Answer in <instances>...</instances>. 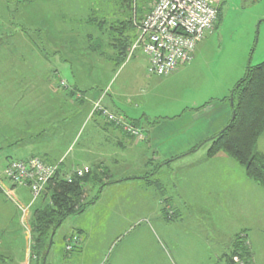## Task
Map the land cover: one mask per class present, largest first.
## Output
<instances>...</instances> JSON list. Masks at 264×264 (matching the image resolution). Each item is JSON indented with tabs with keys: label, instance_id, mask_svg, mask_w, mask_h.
Segmentation results:
<instances>
[{
	"label": "rangeland",
	"instance_id": "rangeland-1",
	"mask_svg": "<svg viewBox=\"0 0 264 264\" xmlns=\"http://www.w3.org/2000/svg\"><path fill=\"white\" fill-rule=\"evenodd\" d=\"M155 1L0 0V130L16 128L17 117L28 114L25 116L27 119L24 118L29 128L25 130L27 136L32 134V130L38 135L39 129L44 127V131L51 130L53 136L52 127L55 131L59 126L60 133L65 128L64 134L68 137L86 117L91 103L89 96L97 99L100 94L117 93L121 89L126 73L121 65L132 52V59H138L137 53L143 50L136 43L135 28L136 37L127 49L128 55L119 60L120 22L134 14V19H141ZM213 1L220 7V19L216 27L206 34L201 48L191 61L180 65L167 76L151 75L150 80L144 77L137 79V83L130 86L131 89L121 91L124 95H134L141 88L142 91L151 90L155 96L149 92L154 100L147 101L148 109H139L132 114L142 120H145V116L151 122L156 120L154 125L163 131L170 125L164 116L175 120L180 118L176 124L171 122L173 126L170 128L181 138L190 137L200 127L201 123L192 122L191 114H187L193 102L201 109L206 102L227 98L236 82L244 76L246 66L264 61V0ZM131 33L123 30L127 38ZM126 78L125 81L129 82ZM97 103L109 114L94 108ZM225 104L230 106V97ZM90 108L89 117L70 147L74 148L71 154H67L71 141L49 140L47 138L51 133L26 139L25 148H49L53 154L64 153V157L67 155L63 157L65 162L72 163V156L86 144L92 132L93 122L90 118L95 115L122 132L129 146L132 142L140 143L145 139L144 128L136 119L116 116L104 108L100 100ZM57 117L59 124H50ZM115 119L135 128L137 134L133 135L117 124ZM201 146L206 156L210 157L207 154L210 141ZM5 148L7 150L6 140L0 137V153ZM126 149L127 156H120L117 164L112 163L114 161L110 155L105 161L91 154L90 157L84 155L94 162L86 164L88 172L96 174L100 180L85 184L82 196L85 208L67 217L51 233L47 248L49 254L47 256L46 250L42 262L34 259L30 249L33 245L30 213L41 196L28 208V223L25 221L26 215L21 217L25 219L26 227L29 224L28 233L20 228L21 231L14 238L17 254H22L24 248L28 249L26 264H169L164 252L169 253V248L163 236L164 232H169L168 206L171 202L168 195L176 197L186 179L182 172L170 169L178 163L162 170L159 158L155 165H149L147 162L153 159L142 157L135 161L133 150ZM255 151L261 154L264 161V131L257 138ZM232 161L236 169L230 170L228 179H220L227 182L222 181L219 186L213 184L210 189L212 193L209 192L214 198H224V203H211L206 207L218 215H215V222L219 228L226 226L225 229L231 234V250L236 243L243 244L251 251L250 255L253 253L256 264H264V194H260L264 193V187L246 176L243 165ZM210 165L214 169L221 166L218 162ZM150 173L154 174L149 176ZM221 173L222 169L218 172H198L202 180L205 176L213 177V174L220 177ZM244 174L250 180L252 189L240 182ZM72 236L76 240L67 250L66 244L70 238L73 239ZM193 257L197 261V255L193 254L191 259ZM236 257L243 262L250 259Z\"/></svg>",
	"mask_w": 264,
	"mask_h": 264
},
{
	"label": "crops",
	"instance_id": "crops-1",
	"mask_svg": "<svg viewBox=\"0 0 264 264\" xmlns=\"http://www.w3.org/2000/svg\"><path fill=\"white\" fill-rule=\"evenodd\" d=\"M202 41L197 44L194 54L201 48L200 45L202 44ZM128 52L129 51H127V55ZM137 54H139L138 59H132V52L131 55L128 56L130 58H126L128 60H125L121 65L126 71L125 78L128 77L126 79L130 81H125V78L123 77L124 82L117 93L111 92L104 96L100 94L97 99L95 96H89L91 103L88 105L86 117L81 124H78V126L69 133L68 137L64 134L66 131L65 128H62L63 132L60 133V130H58L59 126L55 131L52 127L53 134H55L53 136L51 130L48 129V131H44L45 127L42 130L39 129L38 135L36 131L32 130V134H28L29 136H27L25 130H29V128L28 123L24 121V118H26L25 116L28 114H25L24 117H21L22 115L17 117L18 121L15 122L16 128H6L4 131L0 130V137L6 140L7 147V150L5 148V151L0 153V182H2L5 187L9 186L7 183H4L2 178V170L9 161L13 159H26L33 155L40 156L47 163L59 162L65 170H71L78 165L81 167L84 164H93L94 162L87 157H84L85 154L89 155V157L91 154L100 161L107 160L110 155L112 161H114L112 163L117 164L119 163L118 159H120V156H127L125 151L128 149L126 148H130V151L133 150L135 153V155L133 153L136 159L135 161H138L143 157L148 160L153 159L151 162L148 161L147 164L155 165V161L159 158L161 160L160 169L162 170L178 163V165L170 169L182 172L186 181L181 187L182 190L179 191V194L176 197L168 195V200L171 202L170 206H168L170 212L168 213L169 219L167 223V231L169 232H164L163 235L169 248V253H167L166 250L164 251L167 262H169V264H176L174 260L176 259L180 264H230L227 256L231 252V234H229L228 229H225L226 226L224 229L219 228L215 222L216 214H213L212 209L207 208L206 206L211 203H224V198H214L209 192L212 193L210 190L212 189V186H219V184L222 185V181L226 183L227 180L221 181L220 179H228V177H230V170L234 171L236 167L234 161L223 152H218L213 156L207 157L206 151L203 149V146H201V144L213 137V135L219 132V130L225 127L229 122L231 115L230 106L229 104H225V101L212 100L205 104L203 108L198 109L196 107V102H193L190 107L191 109L187 114H191L190 120L192 122L201 124L200 127L190 135V137L186 136L181 138V136H177L175 130L170 128V126H173L171 122L176 124L180 118L175 120L176 118L173 119L164 116L167 121H170V125L168 126L169 130L167 128L165 131L159 126H147L151 122L148 116H145V120H142V118H138L132 113H136L139 109H148L147 101H153L154 98L152 94L154 96L155 94L151 90L149 92L152 94L145 90L142 91V88L137 94L134 92V95H124V93L121 92L122 90L126 92L129 88L131 89L130 86L135 85L137 79L144 77L145 79L150 80L149 78L151 75H149L146 70V55L143 51ZM76 91L77 90H75V92ZM82 95L85 97L84 94ZM97 100H100L101 105L116 116L119 115L134 120L136 119L140 124V127L142 126L144 128L145 139L140 143L132 142L129 146V142L126 141L127 139L122 132L116 128L114 129L110 123L104 122V119L99 115H95L93 118H90L93 122L92 132L90 133L86 144L81 147L77 154L72 156V163L65 162L66 160L63 159L64 153L53 154L49 148L45 149L43 147L42 150L25 148L26 139L31 140L35 136L36 138H39V136L43 134L51 133V136L47 138L49 140L67 139L71 141L67 147L69 149L67 154H71L74 148L71 149L70 147L80 132L82 124L89 117L91 111L90 107H92V104ZM173 115L175 116L176 114ZM8 122L10 124L11 119ZM50 124L58 125L59 117H57L56 121L50 122ZM181 135L185 134L182 133ZM203 140L204 142L201 143ZM257 144H259V141ZM125 145L127 146L125 147ZM66 157L67 155L64 158ZM215 162L220 163L221 166H216L214 169L210 164H214ZM106 164L108 165L109 163ZM149 165L147 166L148 169H150ZM220 169H222L220 177H216L213 174V177L209 176L207 178L205 176L204 180L199 178V170L218 172ZM154 173H150L149 176H152ZM183 181L184 180H182L181 184ZM240 182L248 184V189H252L250 180L248 181L245 174L241 177ZM173 185L175 186L174 183ZM225 185L227 184H224V186ZM203 191L205 192L203 193ZM10 192L20 205H25L29 200L28 189L25 187L11 186ZM260 194L264 193L261 192ZM40 199L37 201V204L38 202H41ZM26 216L27 219H24L25 221L28 220L29 214L27 213ZM216 216L218 217V215ZM24 220L21 219V211L17 205L0 191V264L27 263L29 254H27L26 250L28 249L24 248L22 254H17L18 249L14 248V238L19 234V231H21L20 228L26 229V231L28 230L27 227H29V224H27L28 226L26 227ZM25 239L27 240V235ZM193 254L194 256L197 255V261L194 257L191 259ZM249 258L250 262L248 263L256 264L253 253H251Z\"/></svg>",
	"mask_w": 264,
	"mask_h": 264
},
{
	"label": "trees",
	"instance_id": "trees-1",
	"mask_svg": "<svg viewBox=\"0 0 264 264\" xmlns=\"http://www.w3.org/2000/svg\"><path fill=\"white\" fill-rule=\"evenodd\" d=\"M29 1L27 0V2ZM128 1L130 0H122L123 3ZM215 5L217 18L214 27H216L221 13L219 5ZM135 16L134 14L120 22L122 29L121 35L118 37L120 61L127 56V49L136 37L134 22L140 18L134 19ZM126 29L133 32V34H129V38L123 35V30ZM230 96L232 105H230L229 122L222 130L208 139L210 146L207 154L213 156L220 151L225 152L237 163L243 165L248 178L264 187V161L261 154L255 151L257 138L264 131V61L255 65L248 64L244 76L236 82L229 96L219 100H228ZM156 122L154 120L148 125L152 126ZM67 173L68 170H65L59 163L56 173L49 180L41 195V202L36 203L30 213V231L33 237V245L30 249L31 255L38 262L43 260L51 233L67 217L79 213L85 208L84 199H82L85 184L100 180L97 179L96 174L91 175L88 172L81 177H73L71 182H67L64 179ZM48 254L49 252L47 256ZM236 255L245 257L243 259H249L250 251L243 244L236 243L227 256L230 264H236L233 261V257ZM244 262H250V259Z\"/></svg>",
	"mask_w": 264,
	"mask_h": 264
},
{
	"label": "built area",
	"instance_id": "built-area-1",
	"mask_svg": "<svg viewBox=\"0 0 264 264\" xmlns=\"http://www.w3.org/2000/svg\"><path fill=\"white\" fill-rule=\"evenodd\" d=\"M216 18L217 8L213 0H156L148 13L134 22L137 30L136 43L142 46L147 58V73L164 77L180 65L191 61L197 44L211 32ZM94 108H100L99 104H95ZM102 112L109 114L106 110ZM115 120L133 135L137 134L135 128L128 124L123 125L124 122H120L119 119ZM58 167L59 162L47 163L36 155L26 159H13L2 170L4 183L9 186L5 187L0 182V191L17 205L21 217H24L28 208L42 195ZM88 170L87 165L72 169L64 179L71 182L73 177H81ZM11 186L28 189L27 205H20L17 202L10 192ZM72 238L66 244L67 250L71 249V244L76 240L75 237ZM233 261L236 264H250L238 260L236 256L233 257Z\"/></svg>",
	"mask_w": 264,
	"mask_h": 264
},
{
	"label": "water",
	"instance_id": "water-1",
	"mask_svg": "<svg viewBox=\"0 0 264 264\" xmlns=\"http://www.w3.org/2000/svg\"><path fill=\"white\" fill-rule=\"evenodd\" d=\"M230 105H232V97L231 96H230ZM49 246H50V242H49ZM47 252H48V249H47Z\"/></svg>",
	"mask_w": 264,
	"mask_h": 264
}]
</instances>
